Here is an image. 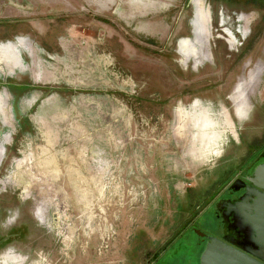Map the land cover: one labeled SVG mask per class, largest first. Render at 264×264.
Masks as SVG:
<instances>
[{"label": "rangeland", "instance_id": "1", "mask_svg": "<svg viewBox=\"0 0 264 264\" xmlns=\"http://www.w3.org/2000/svg\"><path fill=\"white\" fill-rule=\"evenodd\" d=\"M263 142L264 0H0V264H144Z\"/></svg>", "mask_w": 264, "mask_h": 264}, {"label": "water", "instance_id": "2", "mask_svg": "<svg viewBox=\"0 0 264 264\" xmlns=\"http://www.w3.org/2000/svg\"><path fill=\"white\" fill-rule=\"evenodd\" d=\"M247 180L250 186L225 213L226 217L232 215L228 229L233 235L209 236L200 264H264V162Z\"/></svg>", "mask_w": 264, "mask_h": 264}, {"label": "flooded vegetation", "instance_id": "3", "mask_svg": "<svg viewBox=\"0 0 264 264\" xmlns=\"http://www.w3.org/2000/svg\"><path fill=\"white\" fill-rule=\"evenodd\" d=\"M263 151L264 142L250 154L247 163L241 170L239 169L238 174L231 181H227L222 190L215 194L212 199L215 222L214 224H210L207 233L200 229H195V234L191 235L188 240L182 238L180 234H173L164 241L162 252L153 255V257L147 259L144 264H176L177 261H180L181 264H200V255L202 251L199 252L198 250L202 246L203 248L205 247L209 236L215 235L220 237L223 235H233V231L228 229V224L233 222L232 215L230 214L226 217L225 213L228 209V205L236 202L245 192L246 187L250 186L247 177L252 175L257 165L264 162ZM237 179L240 181H237L233 186L234 181ZM235 188H239V190H235ZM167 251L169 257L168 260L164 261L160 256L167 254ZM180 257L182 258L180 259Z\"/></svg>", "mask_w": 264, "mask_h": 264}, {"label": "bare ground", "instance_id": "4", "mask_svg": "<svg viewBox=\"0 0 264 264\" xmlns=\"http://www.w3.org/2000/svg\"><path fill=\"white\" fill-rule=\"evenodd\" d=\"M127 1V0H126ZM135 1V0H134ZM122 2V1H121ZM190 117V116H189Z\"/></svg>", "mask_w": 264, "mask_h": 264}]
</instances>
